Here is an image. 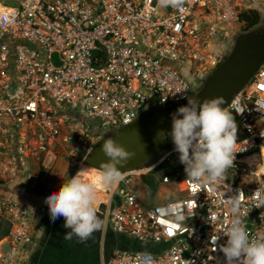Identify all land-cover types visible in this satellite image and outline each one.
Instances as JSON below:
<instances>
[{"label": "built area", "instance_id": "2783aa9c", "mask_svg": "<svg viewBox=\"0 0 264 264\" xmlns=\"http://www.w3.org/2000/svg\"><path fill=\"white\" fill-rule=\"evenodd\" d=\"M13 1L0 3L8 11L0 14V186L18 179L31 190L48 159L83 164L99 141L85 119L118 130L142 112L183 105L246 29L242 16L264 7V0H186L183 12L158 7V0ZM228 107L244 138L224 179L210 185L187 176L182 198L143 206L136 180L160 171L170 184L166 169L185 170L174 147L102 191L97 207L106 208L107 227L154 247L118 248L105 264H227L220 250L232 219L227 200L239 195L250 236L264 233V208H257L264 192L253 196L264 174L247 162L264 147V62ZM33 221L28 206L0 195V264H31Z\"/></svg>", "mask_w": 264, "mask_h": 264}, {"label": "clouds", "instance_id": "9594fccd", "mask_svg": "<svg viewBox=\"0 0 264 264\" xmlns=\"http://www.w3.org/2000/svg\"><path fill=\"white\" fill-rule=\"evenodd\" d=\"M185 3L186 0H158L157 6L183 12ZM225 103L223 96L205 99L202 104L189 100L187 106L172 114L171 132L157 134V141L171 137L174 150L180 154V163L185 166L188 179L194 183L215 185L234 166L239 146L238 124L229 107H221ZM235 104L234 99L230 106L235 108ZM235 113L240 114L238 108ZM261 136L264 137V132ZM101 151L107 161L101 163L93 180L85 179L91 169L82 166L58 192L45 198L51 221L55 222L60 217L65 219L64 227L70 230L65 239L76 237L86 241L94 232L102 230L104 221L97 214L96 207L98 189L114 187L123 181L125 175L120 169L136 155L111 137L104 140ZM261 158H264V151H261ZM261 192H264V187L257 189L253 196ZM227 202L232 219L224 231L227 243L220 249L227 264H264V233L250 236L242 218L240 195ZM257 208H264V198L260 199ZM261 220L264 221V213Z\"/></svg>", "mask_w": 264, "mask_h": 264}, {"label": "water", "instance_id": "95a60500", "mask_svg": "<svg viewBox=\"0 0 264 264\" xmlns=\"http://www.w3.org/2000/svg\"><path fill=\"white\" fill-rule=\"evenodd\" d=\"M52 61L60 66L58 54L54 53ZM264 62V33L254 29L244 31L236 36L228 46V54L225 60L213 71L197 97L189 99L193 102H202L223 96L226 103L221 105L226 108L235 95L249 82L258 68ZM187 100L183 105L168 103L162 108L142 112L139 119L132 125L118 130L104 131L99 123L93 119H85L93 136L99 137V141L83 160V164L93 169H98L102 162L107 161L101 151L104 140L115 139L118 143L135 157L121 167L124 174L132 171H141L152 166L156 160L174 144L170 136L163 141H157L159 132L170 133L172 130V114L182 106L189 104ZM123 249H128L124 248Z\"/></svg>", "mask_w": 264, "mask_h": 264}, {"label": "flooded vegetation", "instance_id": "af4514ba", "mask_svg": "<svg viewBox=\"0 0 264 264\" xmlns=\"http://www.w3.org/2000/svg\"><path fill=\"white\" fill-rule=\"evenodd\" d=\"M244 31H248L247 27L246 29H243V31H241L239 35L243 34ZM255 31L264 33L263 31L259 30ZM227 54L228 49L226 50V56ZM202 87L195 88L189 99L197 97L198 92L202 89ZM261 150L264 151V147ZM37 197H40L43 200H45L46 198V196L43 195ZM31 211L34 215V227L35 229L41 230V237L44 240L39 244L38 239H35V242L37 244V248L35 250L36 254L38 252V249L40 248L39 255L36 257H41V254L44 253V256L41 259L42 261L45 260V257L52 252H62V254L69 255V259L64 255L65 260H63L64 262H69V264L72 263L71 261L75 258L83 259L85 263L88 262L89 264H105V262L108 260L114 250L118 248H123V246L126 244L127 239L125 237L115 234L112 230L107 227L105 220V207H97V214L104 221V226L102 230L94 232L92 236L86 241H81L76 237H73L72 239H65L64 236L68 231H70L69 229H66L64 227L65 219L63 217H60L55 222H52L50 219L49 207L47 204L45 207H41L38 212H35L34 210ZM83 252H86L88 255L81 256ZM43 263L44 262H42V264Z\"/></svg>", "mask_w": 264, "mask_h": 264}, {"label": "rangeland", "instance_id": "374dc122", "mask_svg": "<svg viewBox=\"0 0 264 264\" xmlns=\"http://www.w3.org/2000/svg\"><path fill=\"white\" fill-rule=\"evenodd\" d=\"M5 6L14 7L15 1L13 0H0ZM8 12L2 7V13ZM260 13V23L254 27H247L248 31L259 30L264 32V7L258 11ZM262 151V150H261ZM261 151L254 156L249 157L247 162L250 165L256 163L259 168L258 174H264V162L261 158ZM262 165L260 166V162ZM81 165H72L64 157H57L48 159L46 162V168L40 172L37 180V186L32 190V194L36 196H48L53 192H58L64 182H67L71 177H74L76 173L81 169ZM134 184V192L136 193L139 202L145 207H151L158 204H162L169 201H174L182 198L185 193L183 191L184 184L182 182L164 184L162 181V172L157 171L152 174H143ZM149 183L151 185H149ZM26 189L30 192L31 189L26 186ZM46 204V203H45ZM98 206V205H97ZM96 206V207H97ZM127 244V243H126ZM125 244V245H126ZM124 247V246H123Z\"/></svg>", "mask_w": 264, "mask_h": 264}, {"label": "crops", "instance_id": "0c3cea01", "mask_svg": "<svg viewBox=\"0 0 264 264\" xmlns=\"http://www.w3.org/2000/svg\"><path fill=\"white\" fill-rule=\"evenodd\" d=\"M261 9H263V8H261ZM71 114H73L77 117H80L78 115V113H76V112L74 113L71 111ZM26 186L27 185L24 182H19L17 179L13 183H8V184L0 186V195L4 196V197L11 198L14 201L18 202L19 204L26 205L31 210L38 212L41 207L46 206L45 200H43L37 196L35 197V195L32 194V190L29 192L26 189ZM34 234H35V237L38 239L39 244H40V242L44 241L43 238L41 237L42 236L41 230L35 229V227H34ZM39 249H38L37 254L35 252V254L33 255L32 259H31V264H42V262H44L43 264H69V262L63 261V260H65V256L69 259V255L62 254V252L61 253L52 252L45 257V260L42 261L41 259L44 256V253L41 254V257L40 256L36 257L39 255ZM82 255L87 256L88 254L86 252H83L81 254V256ZM82 260L83 259H80V258L76 259L75 258L71 261L72 263H70V264H89L88 262L85 263L84 260L83 261Z\"/></svg>", "mask_w": 264, "mask_h": 264}, {"label": "trees", "instance_id": "16d2710c", "mask_svg": "<svg viewBox=\"0 0 264 264\" xmlns=\"http://www.w3.org/2000/svg\"><path fill=\"white\" fill-rule=\"evenodd\" d=\"M242 18L245 20L247 27H254L260 22V13L258 11H252L249 14H244ZM236 122L238 124V139L244 138V134L242 133V127L240 124V120L235 116ZM164 176L170 178L172 182H181L187 177L185 170L176 171L172 168L166 169L164 171ZM149 185H151L149 183ZM126 245L124 248L132 249V250H153V246L150 245H140L134 241L126 240Z\"/></svg>", "mask_w": 264, "mask_h": 264}, {"label": "bare ground", "instance_id": "6f19581e", "mask_svg": "<svg viewBox=\"0 0 264 264\" xmlns=\"http://www.w3.org/2000/svg\"><path fill=\"white\" fill-rule=\"evenodd\" d=\"M2 13V6L0 5V14ZM262 149V148H261ZM260 149V151H261ZM263 162H264V158H263ZM83 167H88L89 169H91V171H89L88 175L85 177L86 180H93L94 179V173L96 172V169H93L87 165H83ZM105 188L104 187H101L99 188L98 190V203L102 202L104 199H103V195H102V191L104 190Z\"/></svg>", "mask_w": 264, "mask_h": 264}]
</instances>
